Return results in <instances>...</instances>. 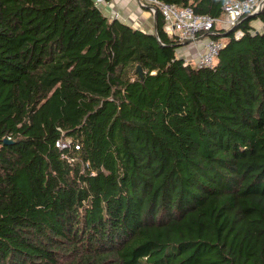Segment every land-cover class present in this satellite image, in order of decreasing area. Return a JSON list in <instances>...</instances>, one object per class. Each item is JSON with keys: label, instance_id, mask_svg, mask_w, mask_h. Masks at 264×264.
I'll list each match as a JSON object with an SVG mask.
<instances>
[{"label": "trees", "instance_id": "obj_1", "mask_svg": "<svg viewBox=\"0 0 264 264\" xmlns=\"http://www.w3.org/2000/svg\"><path fill=\"white\" fill-rule=\"evenodd\" d=\"M163 25L0 0V264H264V4L213 66Z\"/></svg>", "mask_w": 264, "mask_h": 264}, {"label": "built area", "instance_id": "obj_2", "mask_svg": "<svg viewBox=\"0 0 264 264\" xmlns=\"http://www.w3.org/2000/svg\"><path fill=\"white\" fill-rule=\"evenodd\" d=\"M94 4L101 6L105 0H93ZM139 4L148 7L152 12L158 8L164 20V31L167 35L176 36L178 41L190 40L200 45L192 57H184V64H192L195 67L213 66L216 56L223 46V40L211 37L214 33L213 26L220 24L224 29H232L238 20L245 14H253L261 10L264 0H225L222 4V16L213 17L208 14L196 13L190 6H178L175 3L162 2L160 0H137ZM118 13L114 16L117 17ZM221 24L223 26H221ZM241 36L238 30L234 37ZM55 146L61 150H67L62 154L67 157L70 149H78V145L71 138H58ZM69 160V156L67 157Z\"/></svg>", "mask_w": 264, "mask_h": 264}, {"label": "crops", "instance_id": "obj_3", "mask_svg": "<svg viewBox=\"0 0 264 264\" xmlns=\"http://www.w3.org/2000/svg\"><path fill=\"white\" fill-rule=\"evenodd\" d=\"M101 11L108 16L109 18H116L114 16L118 13L117 18L121 21L145 31H154L155 28V16L148 7L141 5L137 0H105V2L99 6ZM251 24L255 30H260L262 24L258 19H253ZM220 27V24H218ZM221 26H223L221 24ZM191 46L185 44L181 47V52L184 57H192L194 54V46L196 45L193 42H189Z\"/></svg>", "mask_w": 264, "mask_h": 264}, {"label": "water", "instance_id": "obj_4", "mask_svg": "<svg viewBox=\"0 0 264 264\" xmlns=\"http://www.w3.org/2000/svg\"><path fill=\"white\" fill-rule=\"evenodd\" d=\"M259 11H260V10L254 12L253 14H258ZM154 16H155V14H154ZM154 30H155V28H154ZM189 42H190V40H186L184 43H189ZM137 72H138L139 75H141V67H140V66H138V68H137ZM3 141L6 142V143H7V142H11V140H10L9 138H5V139H3Z\"/></svg>", "mask_w": 264, "mask_h": 264}, {"label": "rangeland", "instance_id": "obj_5", "mask_svg": "<svg viewBox=\"0 0 264 264\" xmlns=\"http://www.w3.org/2000/svg\"><path fill=\"white\" fill-rule=\"evenodd\" d=\"M185 46H191L190 44H188V45H185ZM195 48H194V53L197 51V49L200 47V45H198V46H194ZM181 48L179 49V51L181 52ZM182 53V52H181Z\"/></svg>", "mask_w": 264, "mask_h": 264}]
</instances>
